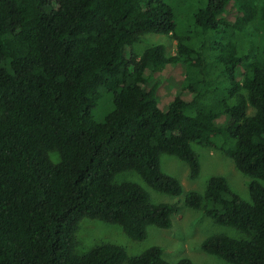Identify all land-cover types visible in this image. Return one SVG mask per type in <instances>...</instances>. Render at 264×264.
Instances as JSON below:
<instances>
[{
	"label": "trees",
	"instance_id": "obj_1",
	"mask_svg": "<svg viewBox=\"0 0 264 264\" xmlns=\"http://www.w3.org/2000/svg\"><path fill=\"white\" fill-rule=\"evenodd\" d=\"M148 33L171 34L142 55ZM183 65V89L166 111L162 81ZM112 108L94 111L105 94ZM227 114V124L216 120ZM192 143L215 145L251 178V201L213 176L186 195L248 238L213 235L202 248L234 264H264V0H0V264H169L160 246L131 256L104 243L76 252L84 218L120 225L135 240L169 228L179 206L153 203L132 181L183 193L160 168L163 153L201 166ZM60 159L54 161L51 152ZM177 264H193L183 259Z\"/></svg>",
	"mask_w": 264,
	"mask_h": 264
},
{
	"label": "rangeland",
	"instance_id": "obj_2",
	"mask_svg": "<svg viewBox=\"0 0 264 264\" xmlns=\"http://www.w3.org/2000/svg\"><path fill=\"white\" fill-rule=\"evenodd\" d=\"M164 44L166 52L173 54L177 51V40L171 34L148 33L143 35L133 45L136 54L142 55L150 46ZM183 65L169 64L151 75V81L161 80L158 104L166 111L175 97H190L183 89ZM111 95L106 93L102 102L94 111V120H103L112 108ZM229 116L222 115L216 120L217 124L229 123ZM192 147L200 161V174L191 178L189 165L179 157L167 153L161 155L160 168L163 172L176 177L183 185V193L173 196L157 191L150 187L135 171L129 170L116 176L117 182L132 181L144 187L150 194L153 203H169L179 206V211L173 215L169 228L151 225L147 228L146 237L142 240L132 239L117 224L93 218H84L76 234V252L83 254L93 247L111 243L123 246L129 255L136 256L152 246H160L163 258L169 264H177L183 259H189L193 264H234L218 256L209 254L202 248V242L213 235H227L231 238H248L249 236L237 228L216 223L203 208L186 206V195L196 191L204 196L208 183L213 176H223L233 192L246 201H251L249 183L251 178L243 174L236 166L232 157L215 145L192 143ZM54 161L60 159L57 151L51 152Z\"/></svg>",
	"mask_w": 264,
	"mask_h": 264
}]
</instances>
